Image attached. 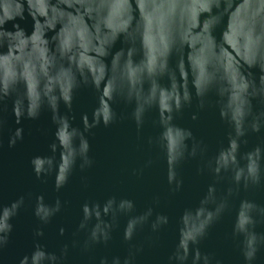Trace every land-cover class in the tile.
I'll list each match as a JSON object with an SVG mask.
<instances>
[{
  "label": "water",
  "instance_id": "obj_1",
  "mask_svg": "<svg viewBox=\"0 0 264 264\" xmlns=\"http://www.w3.org/2000/svg\"><path fill=\"white\" fill-rule=\"evenodd\" d=\"M0 264H264V0H0Z\"/></svg>",
  "mask_w": 264,
  "mask_h": 264
}]
</instances>
